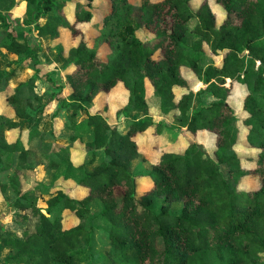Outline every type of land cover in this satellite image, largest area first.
Segmentation results:
<instances>
[{
	"label": "trees",
	"instance_id": "1",
	"mask_svg": "<svg viewBox=\"0 0 264 264\" xmlns=\"http://www.w3.org/2000/svg\"><path fill=\"white\" fill-rule=\"evenodd\" d=\"M22 1L29 31L50 40L59 38L60 29L61 36L65 31L81 34L78 24L92 18L79 2H74L69 18L66 6L72 0ZM92 1L86 0L87 5ZM190 1L113 0L94 43L83 38L67 50L62 43L55 45L65 80L58 85L47 74L55 88L47 94L36 90L43 76L37 52L6 20L16 0H0V20L5 21L0 48L29 60L33 69L4 94L13 114L1 113L0 124L21 134L24 122L56 100L53 122L57 110L65 109L61 129L90 134L86 139L70 136L64 147L47 142L35 129L26 142L20 137L0 142V161L5 168L13 167L8 184L15 194L8 223L13 232L0 235L8 250L3 264H91L96 259L95 219L107 227L109 264H264V0H215L220 21L208 0L195 8ZM141 28L152 36L140 38ZM188 31L194 36L192 45L185 41ZM103 44L108 50L101 56ZM216 56L220 65L213 60ZM202 57L210 60L205 66L199 63ZM182 68L202 81L200 94L210 93L208 101L200 100L195 108L193 92H176L187 83ZM16 73H5L3 83ZM235 82L247 89L240 114L227 99ZM64 85L66 96L61 95ZM110 91L123 97L117 111L125 119L123 128L101 111L90 112L96 96ZM149 92L159 97L162 115L177 110L178 126L188 140L182 152L152 148L156 160L141 155L137 138L147 129L159 135L167 125L163 116L149 114ZM80 109L85 118L77 122ZM241 127L245 147L253 153L249 157L237 154ZM202 137L212 145V155L197 141ZM76 143L84 150L78 163ZM46 148L60 150L64 157H54ZM140 156L146 172H133L131 164ZM32 162L44 169L67 162L68 169L81 172L75 181L77 195L61 192L48 199L45 208L37 205L35 190L25 186L24 172L34 169ZM246 178L253 179L252 187H241ZM6 189L0 182L2 199ZM92 204L99 210L88 218ZM56 206L59 213L50 217ZM67 212L77 219L69 227L63 223Z\"/></svg>",
	"mask_w": 264,
	"mask_h": 264
},
{
	"label": "rangeland",
	"instance_id": "2",
	"mask_svg": "<svg viewBox=\"0 0 264 264\" xmlns=\"http://www.w3.org/2000/svg\"><path fill=\"white\" fill-rule=\"evenodd\" d=\"M129 3H137L138 0H128ZM201 0H191L190 5L195 8L198 2ZM74 2H79L84 5V8L88 9L92 13V18L89 23H79L81 34L73 35L69 31H65L60 38L55 40H49L36 35L35 31L30 30L29 24L24 22V11L25 5L22 0H16V5L8 12H6V20L9 23V29L15 31L19 35H24L29 42L31 48L35 50L38 54L40 63L38 65L40 69L39 80H37L36 90L39 92L43 91L47 94H51L55 92V88L47 81L46 75H50L53 77L55 84L62 85L64 84L65 76V67L62 64L59 56L57 55V48L55 45L57 43L63 42V46L65 50H67L70 46L76 45L80 39H85L91 45L94 43V37L99 36V32L97 31L98 27L102 25L103 21H107V16L114 6L113 0H93L90 5H87L86 0H72L66 6V12L69 18H72V12L75 9ZM209 4L212 8H214L218 21L221 20L222 14L219 12L218 7H216L215 0H208ZM195 20H192L189 23V26H193ZM5 21L0 20V30L3 29ZM190 27V28H191ZM188 28L189 30H191ZM138 36L142 39H146L152 36L146 29L141 28L137 32ZM193 34L191 32H187L185 35V41L187 44H193ZM102 39V37L100 36ZM99 38V39H100ZM106 45L100 46V55L103 56L107 52ZM216 65L221 64V58L216 56L213 58ZM209 58L202 57L199 60V63L202 66H205L209 63ZM11 70H15L16 76L10 78L6 83H3V78L5 73L10 72ZM32 64L29 60L23 61L22 56H15L7 52L4 48H0V114H9L12 115L13 111L6 104V100L4 98V94L13 87H15L18 82L21 80H25L28 75L32 73ZM183 74L187 78V83L185 86L176 87V92H188L191 91L195 94L192 101V108H195L200 100L208 101L209 92L205 91L200 94V90L204 88V84L202 81L196 77H193V73L185 68H182ZM190 75V76H189ZM3 83V84H2ZM197 93V94H196ZM199 93V94H198ZM68 94V89L66 85L61 91L62 96H66ZM230 97H228V101L233 106L235 111L240 114L242 101L247 94V89L244 84L235 82L232 85L230 90ZM120 98L118 100V97ZM116 98H110V101H106L104 103L103 109H101L98 101L90 108L91 111H95L99 108L101 112L106 113L109 109L112 114L110 115V119H116L122 121L124 118L119 112L115 110V107H119L123 97L119 93ZM146 101L149 107V114L154 115L155 117L163 116L167 121V125L163 128L159 135L152 133L151 129H147L143 136L138 137V143L140 144V152L142 156H147L149 153L153 154L152 151H183L187 146V138L185 136L184 131L179 127L178 123V113L177 111H170L166 114L161 113L160 111V103L159 97L153 95L149 92ZM57 101L52 100L48 104H46L42 113H37L33 120L24 122L23 124V132L20 134L17 129L6 130L4 126L0 124V142L2 140L14 141L16 138L20 137L23 142H26L28 139L29 132L33 129L41 131L44 133V138L47 142L57 143L61 146H67L69 144V137L78 135L83 139H86L90 136L88 133H83L82 130H66L61 129V120H64L65 114L67 113L65 109H59L56 112V118L53 122L52 113L56 109ZM94 108H97L94 110ZM110 112V111H109ZM85 118V112L83 109H80L76 115L75 120L77 122L82 121ZM124 126L125 123L121 122ZM241 126V124H239ZM54 129V133L51 131ZM245 129L241 127L240 129V138L239 144L237 146V154L242 157L252 156V151L248 150L246 146L245 140ZM198 142H204L203 146L206 151H208L212 155V145L208 143V141L202 137L201 139H197ZM153 148V149H152ZM75 163H78L84 157V150L82 149L79 143L75 144ZM44 151L51 153L54 157L62 158L64 154L60 150H51V148H46ZM154 155V154H153ZM158 157V156H157ZM33 170H26L24 172L26 178L25 186L30 190H35V195L37 197L36 203L37 205L45 208L47 205V200L58 195L61 192H68L70 195H77L75 186V181L82 176L81 172H73L68 169L67 162H62L58 168L56 169H44L41 164L36 162H32ZM12 168H5L4 163L0 161V182L6 184L5 198H1L0 196V235L5 234L6 232L12 233L13 229L8 225V223L13 219L14 207L11 202L15 198V194L12 192L9 187V178L12 173ZM131 169L133 172H146L145 165L142 163L141 156L134 160L131 164ZM253 185V179L246 178L243 180L241 187L242 188H250ZM141 186L144 188L146 183L141 182ZM50 188L49 190L47 188ZM160 199L156 202L158 204ZM179 204L174 205V209L177 210ZM91 214L88 218H91L92 215L96 214L99 210V206L92 204L91 205ZM60 206H56L52 209L51 213L48 215L50 217L55 216L59 213ZM77 222L76 217L67 212L64 214L63 223L66 227L72 226ZM107 227L102 220L95 219L94 220V238L92 241L93 244V252L95 254V258L92 260L91 264H109L105 259V250L107 249ZM6 247L3 245L2 239L0 238V264H3V258L7 253Z\"/></svg>",
	"mask_w": 264,
	"mask_h": 264
},
{
	"label": "crops",
	"instance_id": "3",
	"mask_svg": "<svg viewBox=\"0 0 264 264\" xmlns=\"http://www.w3.org/2000/svg\"><path fill=\"white\" fill-rule=\"evenodd\" d=\"M200 3V1L198 2V4ZM198 4H197V6H198ZM222 19V18H221ZM64 31V29H60V36H59V38L61 37V33ZM42 38H45V39H48V38H46V37H42ZM50 40V39H49ZM61 43H63V42H61ZM110 98H116V96L114 95V93H112V91H110V92H107V93H103V92H101V93H99L97 96H96V98H95V100H94V103H93V105L96 103V101H98V104L100 105V107H101V109H103V107H105L104 106V103L106 102V101H110ZM124 103L123 102H121V104H120V106L119 107H115V110L117 111L118 109H120L121 107H122V105H123ZM95 109H97V108H94V110ZM96 111H101V110H99V108L97 109V110H95V111H91L92 113H94V112H96ZM110 111V112H109ZM174 111H177V110H174ZM177 113V112H176ZM112 114V112H111V110L109 109L108 111H106V113H104V115L105 116H107V118H108V120L111 122V123H116V122H118L119 123V125H120V127L121 128H123L124 126L122 125V123L121 122H123V123H125V119L123 118L122 119V121H119V120H116V119H110V115ZM154 116V115H153ZM186 136V138H187V135H185ZM187 142H188V140H187ZM179 152H182V151H179ZM153 153V152H152ZM147 158H149V159H152V160H156V157L153 155V154H151V153H149L147 156H146Z\"/></svg>",
	"mask_w": 264,
	"mask_h": 264
},
{
	"label": "water",
	"instance_id": "4",
	"mask_svg": "<svg viewBox=\"0 0 264 264\" xmlns=\"http://www.w3.org/2000/svg\"><path fill=\"white\" fill-rule=\"evenodd\" d=\"M198 148L201 149V150H204L201 143L198 144Z\"/></svg>",
	"mask_w": 264,
	"mask_h": 264
}]
</instances>
